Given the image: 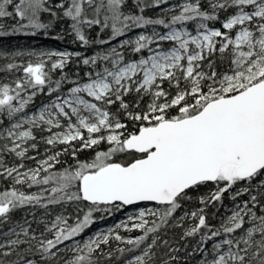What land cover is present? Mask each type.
I'll return each instance as SVG.
<instances>
[{"label": "snow or ice", "instance_id": "1", "mask_svg": "<svg viewBox=\"0 0 264 264\" xmlns=\"http://www.w3.org/2000/svg\"><path fill=\"white\" fill-rule=\"evenodd\" d=\"M0 264H264V0H0Z\"/></svg>", "mask_w": 264, "mask_h": 264}, {"label": "trees", "instance_id": "2", "mask_svg": "<svg viewBox=\"0 0 264 264\" xmlns=\"http://www.w3.org/2000/svg\"><path fill=\"white\" fill-rule=\"evenodd\" d=\"M13 39H19L21 42H24L26 38L24 37H18V38H13ZM39 42H42V43H49V44H54L56 46H59L60 42L58 41H53L51 40V38H48L46 41L43 39V38H40V37H35L33 38ZM227 202V201H226ZM221 211H223V209H221ZM121 214H116V218L118 219V217L120 216ZM109 222H111V218L109 219Z\"/></svg>", "mask_w": 264, "mask_h": 264}, {"label": "rangeland", "instance_id": "3", "mask_svg": "<svg viewBox=\"0 0 264 264\" xmlns=\"http://www.w3.org/2000/svg\"><path fill=\"white\" fill-rule=\"evenodd\" d=\"M118 218H120V216Z\"/></svg>", "mask_w": 264, "mask_h": 264}]
</instances>
